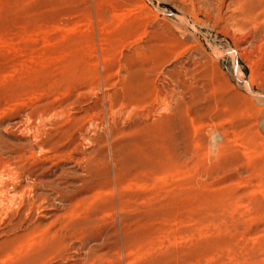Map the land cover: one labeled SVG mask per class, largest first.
Here are the masks:
<instances>
[{
	"label": "rangeland",
	"instance_id": "rangeland-1",
	"mask_svg": "<svg viewBox=\"0 0 264 264\" xmlns=\"http://www.w3.org/2000/svg\"><path fill=\"white\" fill-rule=\"evenodd\" d=\"M237 3L0 0V264H264V5Z\"/></svg>",
	"mask_w": 264,
	"mask_h": 264
},
{
	"label": "bare ground",
	"instance_id": "bare-ground-1",
	"mask_svg": "<svg viewBox=\"0 0 264 264\" xmlns=\"http://www.w3.org/2000/svg\"><path fill=\"white\" fill-rule=\"evenodd\" d=\"M236 1V0H235ZM237 5L238 6H240L239 8L241 9V11L244 13V16L242 17L244 20L245 19H253L254 18V15H253V13H255L254 11H256L255 9L257 8V7H259V6H261V5H264L263 3H264V0H237ZM193 6V5H192ZM194 8V7H193ZM263 9V8H262ZM257 10H258V8H257ZM263 11H264V9H263ZM262 12V11H261ZM260 14V13H259ZM239 15V14H238ZM264 17V16H263ZM237 19V18H236ZM263 22H264V20H262ZM185 22V21H184ZM250 22V21H249ZM254 23V22H253ZM222 27V26H221ZM231 27V26H230ZM258 27V26H257ZM235 31V30H234ZM239 31H240V29H239ZM251 36V35H250ZM249 45V44H248ZM232 48V47H231ZM235 49V48H234ZM235 51L237 52L238 50H236L235 49ZM234 53V52H233ZM235 54V53H234ZM234 56V55H233ZM240 70V69H239ZM7 105V104H6ZM3 113V112H2ZM93 118V117H92ZM95 119V118H94ZM2 139V138H1ZM1 141V140H0ZM49 141V140H48ZM42 142V141H41ZM6 143V142H5ZM5 143H4V141H2V142H0V145L2 144V146H1V148H2V150H0V176H2V174H3V172H5V171H7V175L8 176H10L9 175V173H11V171L13 172V169L11 170V171H8V168H9V166H11L12 165V163H11V161H12V150H9V149H7L8 147L5 145ZM28 146H30V145H28ZM20 158V157H19ZM88 158V157H87ZM78 160V159H77ZM90 161V160H89ZM18 163V162H17ZM16 166V165H15ZM21 166V165H20ZM80 166V165H79ZM25 167V166H24ZM47 167V166H46ZM16 168V167H15ZM17 170V169H16ZM17 172V171H16ZM16 174V176H14V177H12V178H9L8 179V181L10 180V186L11 187H9L8 188V186L6 185V181H1L0 183V204L2 205V206H7V205H9L10 203H12L13 201H15L16 200V195H15V193H13L12 192V194H11V191L10 190H17V188H19L18 186H19V183L21 182V180L22 179H19L20 178V174L17 172V173H15ZM24 176V175H23ZM43 177V176H42ZM5 180V179H4ZM39 181H38V183H36V185H37V188L38 189H40V190H43V189H46L47 188V186L49 185V186H52V185H50V184H53L54 185V182L52 181V182H48V181H45L43 178H42V180H40V179H38ZM56 181V180H55ZM100 181V180H99ZM35 182V181H34ZM49 183V184H48ZM55 184H58L57 182L55 183ZM59 185V184H58ZM104 185V184H103ZM112 185V184H111ZM114 185V184H113ZM53 187V186H52ZM35 188V187H34ZM49 188V187H48ZM104 188V187H103ZM49 189H52L51 187L49 188ZM62 189V188H61ZM56 190V189H55ZM63 190V189H62ZM111 190V189H110ZM38 191V190H37ZM36 191V193H35V196H36V198H39L40 196H41V194L39 193V192H37ZM51 191V190H50ZM50 191H48V193L46 192V194H49V192ZM52 191H54V190H52ZM57 191V190H56ZM42 192V191H41ZM63 192V191H62ZM65 192V191H64ZM51 193V192H50ZM60 193V195H61V191L59 192ZM85 193V192H84ZM52 194V193H51ZM55 194H57L58 195V193H55ZM95 194V193H94ZM63 195H64V193H63ZM34 196V195H33ZM34 196V197H35ZM49 198H50V196H48ZM58 197H59V195H58ZM87 197V196H86ZM56 198V197H55ZM44 199V198H43ZM42 199V200H43ZM47 199V198H46ZM51 199V198H50ZM54 199V198H53ZM60 199H62V197L60 198ZM37 200V199H36ZM35 200V201H36ZM66 200V199H65ZM121 200V199H120ZM45 201V200H44ZM62 201H64V200H62ZM21 202V201H20ZM79 202V201H78ZM100 202V201H99ZM125 202V201H124ZM84 203V202H83ZM121 203V202H120ZM80 204V203H79ZM87 204V203H86ZM101 204V203H100ZM110 204V203H109ZM21 205V204H20ZM111 205H113V204H111ZM75 206H76V204H75ZM79 206V205H78ZM77 207V206H76ZM6 208V207H5ZM18 208V207H17ZM45 209V208H44ZM43 209V210H44ZM79 209V208H78ZM121 209V208H120ZM40 210V209H39ZM71 210H73V208L71 209ZM83 210V209H82ZM113 211V210H112ZM4 212V211H3ZM9 212V211H8ZM10 213V212H9ZM123 213V212H122ZM18 214V213H17ZM76 214V213H75ZM78 215V214H77ZM27 216V215H26ZM108 216V215H107ZM75 219V218H74ZM73 220V219H72ZM91 220V219H90ZM2 221V220H1ZM70 223H71V221H69ZM82 223V222H81ZM99 225V224H98ZM21 226V225H20ZM95 227V226H94ZM37 228V227H36ZM99 228V227H98ZM108 231V230H107ZM118 232V231H117ZM74 233V232H73ZM84 234V233H83ZM123 234V233H122ZM79 235V234H78ZM33 236V235H32ZM84 236V235H83ZM28 238H30V237H28ZM42 240V239H41ZM74 240V239H73ZM40 241V240H39ZM11 244H13L11 241H9V242H3L2 243V246L3 247H7V246H9V245H11ZM108 254V253H107ZM101 257V256H100ZM6 258V257H5ZM94 259H96V258H94ZM108 259V258H107ZM101 260V259H100ZM105 260V259H104ZM94 261V260H93ZM90 263V262H89ZM93 263V262H92Z\"/></svg>",
	"mask_w": 264,
	"mask_h": 264
}]
</instances>
